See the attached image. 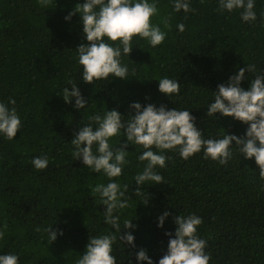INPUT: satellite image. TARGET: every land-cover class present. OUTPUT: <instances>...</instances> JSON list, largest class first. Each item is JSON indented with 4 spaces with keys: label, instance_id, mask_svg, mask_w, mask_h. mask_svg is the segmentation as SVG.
<instances>
[{
    "label": "trees",
    "instance_id": "16d2710c",
    "mask_svg": "<svg viewBox=\"0 0 264 264\" xmlns=\"http://www.w3.org/2000/svg\"><path fill=\"white\" fill-rule=\"evenodd\" d=\"M83 2L52 0L43 9L37 0H0V100L15 99L22 118L14 140L0 138V254H18L19 264H75L89 236L112 231L103 220L105 206L97 205L89 190L107 179L71 156L70 141L83 118L106 107L134 114L129 104L138 101L190 109L205 137L222 138L224 130L243 136L246 124L218 113L216 120L207 117L206 106L211 91L239 68L264 70V0H256L257 18L248 23L237 11H218L217 0H191L195 11L187 15L173 13L169 0H159L160 15L152 22L168 32L162 45L153 49L134 37L130 58H122L129 78L83 83L75 51L86 43L81 18L76 13L70 21L64 19ZM169 15L171 31L160 23ZM178 23L185 25L184 32L176 30ZM163 76L182 84L174 101L157 90L153 79ZM245 76L242 87L247 89L255 73L246 71ZM69 80H78L90 103L81 111L57 95ZM128 150L133 152L118 182L129 185V207L119 214L121 221L133 219L135 248L117 239L116 264H136L135 252L141 248L154 264L164 255L169 239L164 233H174L176 227L172 215L163 228L157 227V217L165 211L202 218L198 235L207 241L209 264H264V181L254 158L234 154L221 165L202 153L183 160L170 152L167 168H157L165 183L143 186L135 195L134 177L143 168L136 156L142 149L130 145ZM42 155L49 165L38 171L31 160ZM51 224L63 235L49 244L43 229Z\"/></svg>",
    "mask_w": 264,
    "mask_h": 264
},
{
    "label": "clouds",
    "instance_id": "9594fccd",
    "mask_svg": "<svg viewBox=\"0 0 264 264\" xmlns=\"http://www.w3.org/2000/svg\"><path fill=\"white\" fill-rule=\"evenodd\" d=\"M52 0H37L43 9H49ZM173 13L183 11L185 15L194 12L191 0H169ZM159 0H84L77 3L73 11L64 19L70 21L79 13L83 37L86 43L78 46L77 63L80 67L79 81L94 85L96 81L129 78V67L122 62L123 57L130 58L133 49V38L145 40L155 49L162 45L168 32L163 31L160 24L152 22L153 17L160 15ZM218 11L231 13L237 11L240 19L253 22L257 18L254 11L256 0H217ZM170 15L161 17L160 23L171 31ZM178 32H184L185 25H176ZM255 73L249 87H242L245 73ZM111 74V75H110ZM78 80H69L63 87L61 96L65 103L81 111L90 103L85 100ZM158 81L157 90L174 101L181 93L178 79L168 76L153 79ZM213 99L206 106V116L217 119L222 117L246 124L243 136L229 134L224 130L220 137H205L204 131L195 123V117L188 108H167L148 103L141 105L138 101L129 104L133 113L122 115L117 109L94 112L83 118V126L73 133L70 143L73 146L71 156L79 160L92 173L101 174L106 183H97L90 187L96 204L104 205L103 220L111 226L112 231L89 236L84 252L78 256L75 264H116L117 257L113 254V245L119 239L123 245L135 248V225L132 220L121 221L120 210L129 207L126 192L129 185H121L118 178L129 164L128 147L139 146L142 151L136 160L143 168L135 177V195L146 185H157L164 182L163 175L157 171L167 168L170 159L168 153L176 152L183 160L202 153L205 159L227 164L238 154L243 159H253L258 166L259 179L264 181V70H257L256 65H246L230 75L226 83L217 85ZM74 98V103H73ZM97 103V102H96ZM15 99L0 100V138L14 140L17 131L22 127V118L15 107ZM127 117V119H125ZM115 138V142L114 141ZM234 142V143H233ZM235 148V153L233 151ZM32 166L40 171L49 165L46 155L34 156ZM143 203V202H142ZM146 204V203H145ZM172 215L176 225L174 233L166 231L169 237L167 250L155 264H209L210 255L205 251L207 241L198 235L202 218L194 213L188 215L163 212L157 217V227L163 228L166 218ZM123 223V227H121ZM121 229H128L120 235ZM37 231H40L38 228ZM49 244L54 242L62 230L53 228V224L43 229ZM118 232L119 236L114 235ZM4 233L0 231V239ZM126 242V243H125ZM136 264H154L153 259L143 248L135 252ZM0 264H19L16 253L0 254Z\"/></svg>",
    "mask_w": 264,
    "mask_h": 264
}]
</instances>
